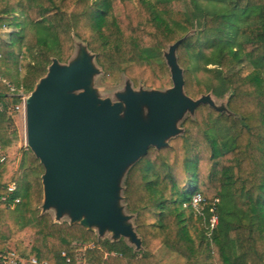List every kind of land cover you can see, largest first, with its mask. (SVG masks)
Segmentation results:
<instances>
[{
    "label": "trees",
    "instance_id": "trees-1",
    "mask_svg": "<svg viewBox=\"0 0 264 264\" xmlns=\"http://www.w3.org/2000/svg\"><path fill=\"white\" fill-rule=\"evenodd\" d=\"M195 27L177 50L186 93L229 94L232 113L201 104L183 121L184 134L151 147L130 168L124 194L144 249L41 214L44 167L27 149L15 171L12 160L0 163V255L79 264L84 250L83 264H160L156 251L166 246L184 264H264V0H0V33L9 29L0 39V149L17 146L12 125L22 95L53 58L69 61L75 37L96 54L104 82L118 84L126 75L135 86L162 89L173 85L164 50ZM200 63L216 66L208 69L217 85L195 74ZM13 182L16 190L2 199ZM196 191L207 199V217L216 206L211 233L184 206ZM31 210L35 218L27 221Z\"/></svg>",
    "mask_w": 264,
    "mask_h": 264
},
{
    "label": "water",
    "instance_id": "water-1",
    "mask_svg": "<svg viewBox=\"0 0 264 264\" xmlns=\"http://www.w3.org/2000/svg\"><path fill=\"white\" fill-rule=\"evenodd\" d=\"M185 38L164 52L171 87L134 88L128 78L125 88L116 92L117 100L102 98L93 88L94 77L104 71L84 41L75 37L68 62L52 59L25 99L27 143L44 167L41 214L52 210L56 223L81 224L99 239H124L135 251L144 249L136 214L129 211L124 194L130 168L151 147H166L184 134L179 122L187 112L194 118L201 104L232 113L229 96L226 105L219 106L210 93L198 99L186 93L177 57ZM63 217L69 221H61Z\"/></svg>",
    "mask_w": 264,
    "mask_h": 264
},
{
    "label": "rangeland",
    "instance_id": "rangeland-1",
    "mask_svg": "<svg viewBox=\"0 0 264 264\" xmlns=\"http://www.w3.org/2000/svg\"><path fill=\"white\" fill-rule=\"evenodd\" d=\"M201 20L202 18L200 16H198L196 19L197 23H200ZM197 30H198V27H195L192 32H189L185 34L184 36H187L191 33H196ZM8 31L9 29L4 28L2 32L0 33V39L4 37L6 38ZM76 43L77 44L80 43V40L76 39ZM164 52L167 53L168 48H166ZM214 67L216 66L208 65V68H214ZM244 67H245L244 68L245 73L249 72L252 69V67L247 64ZM208 68H205L204 65L200 63V64H197V67L194 69V72L202 81L208 83L209 85H217L218 80L216 79V74L214 73V71L209 70ZM103 76H104V73H100L94 77L93 84H92L93 88L96 90V92L98 93L100 97L102 98L109 97L112 100H117V98L115 97V94L116 92L123 90L125 88L126 83L129 82L128 77L126 75H122V79L118 84H109V83L104 82ZM137 87L146 88L144 86H135L134 88H137ZM209 93L211 94V97L214 99L217 105L219 106L226 105L229 94H226L223 97H218L214 93V91H210ZM22 96H23V100L19 104V106H17L18 113L15 118V122L12 125V128L18 131L19 142L17 146L7 151H4V155L7 157V159L13 161V165L11 166L13 171L18 169L22 159L24 158V153L26 152L27 149H30L27 143V127H26V113H25V99L27 95L24 93ZM186 117H193V115L191 114V112H187L184 118ZM179 125L180 127H183L182 120L179 122ZM41 204L42 202L40 203V205ZM40 205L38 207L41 213L42 209ZM122 205L125 206V212L129 214V211L126 208L125 201L122 202ZM46 213L49 214L52 218H54L55 214L52 210ZM34 216H35V213L33 210L25 213V218L27 221L34 219L35 218ZM61 221H69V219L67 217H63ZM10 223H11V218L9 217L6 219V222L3 225V230L6 233H10V229H11ZM132 223L134 224V218L132 219ZM105 237L109 238V234H106ZM11 246H13L12 243H11ZM156 255L160 261V264H184L185 262V260L180 255L173 253L166 246H161L156 251Z\"/></svg>",
    "mask_w": 264,
    "mask_h": 264
},
{
    "label": "built area",
    "instance_id": "built-area-1",
    "mask_svg": "<svg viewBox=\"0 0 264 264\" xmlns=\"http://www.w3.org/2000/svg\"><path fill=\"white\" fill-rule=\"evenodd\" d=\"M12 91H16V88L9 84ZM3 109V101L0 100V111ZM6 156L0 152V163L4 162L6 160ZM16 190V183H10L8 185V194L2 197V199L6 200L8 196L13 193ZM21 201L20 198H16L12 206H14L16 203H19ZM216 203L219 202V199L217 198L215 200ZM206 203L207 199L204 196V194L201 191H196L192 199L189 203H186L185 207H190L193 209V211L196 213L197 216H200L203 218L204 224L206 225L207 229L209 230V233L213 231L214 228L218 225L219 217L217 214L216 206H213L210 208V216L207 217L206 214ZM86 247V246H85ZM63 255H65L63 253ZM78 259L80 261L79 264H83L84 262V250H80L78 253ZM69 260V259H67ZM0 264H48L46 260L40 261L36 257H24L19 256L15 251H8L4 254L0 255Z\"/></svg>",
    "mask_w": 264,
    "mask_h": 264
},
{
    "label": "crops",
    "instance_id": "crops-1",
    "mask_svg": "<svg viewBox=\"0 0 264 264\" xmlns=\"http://www.w3.org/2000/svg\"><path fill=\"white\" fill-rule=\"evenodd\" d=\"M0 152H1L2 154H4V151H2L1 149H0Z\"/></svg>",
    "mask_w": 264,
    "mask_h": 264
}]
</instances>
